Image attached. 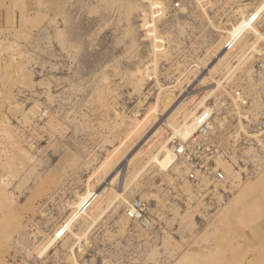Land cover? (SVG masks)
<instances>
[{
    "label": "rangeland",
    "instance_id": "1",
    "mask_svg": "<svg viewBox=\"0 0 264 264\" xmlns=\"http://www.w3.org/2000/svg\"><path fill=\"white\" fill-rule=\"evenodd\" d=\"M261 1L0 0V264H264V146L241 134L250 157L235 154L234 116L211 136L230 152L214 159L227 177L214 203L170 206L165 189L190 190L177 154L165 170H140L161 142H184L171 126L211 88L194 117L235 81L252 120L264 115V38L248 31L241 46L218 51ZM263 12L255 26L264 35ZM88 187L102 190L87 209L98 219L74 224L84 234L73 252L68 233L39 255ZM132 199L148 204L149 228L126 217Z\"/></svg>",
    "mask_w": 264,
    "mask_h": 264
},
{
    "label": "built area",
    "instance_id": "2",
    "mask_svg": "<svg viewBox=\"0 0 264 264\" xmlns=\"http://www.w3.org/2000/svg\"><path fill=\"white\" fill-rule=\"evenodd\" d=\"M158 8L156 7V9ZM254 14L252 12L248 20L255 26L258 16ZM224 48L226 50L233 49L234 42L227 40L224 43ZM259 66L258 70L264 72V59L259 62ZM255 72L254 68L245 69L247 77L254 76ZM222 91L225 97H222L216 106H206L194 117L195 131L188 141L175 142V153L184 158L190 166L184 172L183 177L190 190L189 192L174 191L173 195L171 190L165 189L164 193L172 202L170 206L193 210L200 205L215 202V191L226 183L227 177L225 171L215 165L214 159H230V152L228 149H222L220 144L212 142L211 136L217 130H222V125L228 117L234 116L237 124H240L236 131L234 130L228 135V141L232 144L235 154L239 153L244 159L250 157V152L246 149L247 146L240 144L244 143L241 134H243L244 140L253 139V144L257 148L264 146V115L252 120L248 110V99L243 88L237 85V81L222 87ZM87 207L88 204H85L82 209H87ZM125 214L140 228L147 229L154 222L153 213L148 204L140 199H132L127 202Z\"/></svg>",
    "mask_w": 264,
    "mask_h": 264
},
{
    "label": "bare ground",
    "instance_id": "3",
    "mask_svg": "<svg viewBox=\"0 0 264 264\" xmlns=\"http://www.w3.org/2000/svg\"><path fill=\"white\" fill-rule=\"evenodd\" d=\"M152 6V5H151ZM264 11V0H262L256 7L255 10L252 11L254 12L255 16H258L261 14V12ZM252 12L248 13L247 15L241 14L239 16L238 19H236L235 22H232L230 24V27L225 31L226 33V40L223 41L220 45H219V52H222V50H224V43L227 40H231L234 42V48H236V46H241L242 42H243V38H245L249 32H252L257 39H262L264 38V35L256 28V26L252 25L251 23H249L248 17L250 15H252ZM264 13V12H263ZM154 22V21H153ZM147 28V26H145ZM155 30V26L152 27ZM149 33V31L147 32ZM149 35V34H147ZM152 36V38L154 39L153 35H149ZM158 41L156 42L157 47L159 48V51L163 50L164 48L161 47V42L163 41L162 39H157ZM223 40V39H222ZM254 44H256V42H252L250 47H253ZM156 45H155V50L157 49ZM233 48V49H234ZM246 48H241L240 49V54L238 55L239 60L242 59L243 57V50ZM226 50V49H225ZM232 50V49H231ZM217 51V52H218ZM229 50H226L224 52V55L226 53H228ZM246 51V50H245ZM157 51H155L156 53ZM223 55V56H224ZM156 56V55H155ZM221 56V58L223 57ZM244 56H246V53L244 54ZM154 62V61H153ZM154 64V63H153ZM148 65V64H146ZM218 86V82L216 83ZM216 86V87H217ZM212 91H214V88L209 89V93L210 94ZM207 94V95H208ZM203 97L202 100H200L196 106H194V110H188L185 111L183 114V120L181 123L176 124L171 126L172 129V137H178L180 138V140L185 141L188 138H190L195 131V121H194V113L195 110L199 107H201L202 105H204V101L206 100V97ZM155 107V106H154ZM152 107L147 113H145L144 117L137 121L136 124L134 126H132L131 130L126 133L125 135V140L130 139L134 133H136L138 131V129L143 125L144 122H147L150 118L149 116L154 112L155 108ZM204 107V106H203ZM148 119V120H147ZM146 125V124H145ZM22 126V125H21ZM137 135V134H136ZM169 138V139H171ZM168 139V140H169ZM176 140H173L174 143V149L176 147L175 145ZM168 141H163L160 143V145L158 146V149L156 151V153L151 154L147 160H145L144 165L141 166L140 170L146 168L149 165H153L156 166L157 168L161 169V170H165L167 167H169L170 165L176 163L175 160L177 155L174 151L173 148H169L167 146ZM122 145V143H121ZM124 145V144H123ZM119 146H117L115 148V150H113L112 152H115L118 149ZM120 149V148H119ZM112 152L107 156V158L103 161V166L105 164V162H107L110 159V156L112 154ZM161 152V155L159 156ZM114 154H112L113 156ZM135 156V154L133 155V157ZM132 157V158H133ZM131 158V159H132ZM131 159L129 161H131ZM111 160V159H110ZM110 163V161H109ZM108 164V162H107ZM223 164V162H222ZM106 166V164H105ZM104 166V167H105ZM102 167V166H101ZM225 166V170L228 171L229 169ZM160 170V171H161ZM186 171V170H185ZM137 172V171H136ZM2 181V180H1ZM3 182V181H2ZM112 182L109 181L107 184H110ZM5 184V183H4ZM244 189V188H243ZM102 190H99L97 188H91L88 187L86 190H84V192L82 194L79 195L77 201H75L72 206H71V210L69 212V214L66 215V217L62 220V222L54 229L53 233L51 234V236L48 238V240L40 247V249L37 251L39 253V255H42L43 252H45L56 240L58 239H63L66 234L71 233L75 236L76 241H74L70 246H69V250L71 252H73L74 247L78 244V241L80 240V238L83 237L82 235H78L76 232L73 231V226L74 224H76V222L80 219L83 218V216H88V218L91 219L92 222H95L98 217L100 216V213L97 214L95 217L93 215H90V209L87 211V209L93 204L95 203V201L98 199V197L101 195ZM116 195L114 197H122L123 194V189L120 192H116ZM123 200L125 201V198H123ZM233 201V200H232ZM85 204H88L87 209H82V207H84ZM91 227V226H90ZM89 227V228H90ZM84 232V231H83ZM54 245V244H53ZM72 256V255H71ZM70 256V257H71ZM74 262V261H73ZM76 264V263H75Z\"/></svg>",
    "mask_w": 264,
    "mask_h": 264
}]
</instances>
